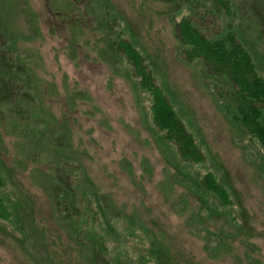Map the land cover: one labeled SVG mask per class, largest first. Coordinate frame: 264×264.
Segmentation results:
<instances>
[{"label":"trees","instance_id":"16d2710c","mask_svg":"<svg viewBox=\"0 0 264 264\" xmlns=\"http://www.w3.org/2000/svg\"><path fill=\"white\" fill-rule=\"evenodd\" d=\"M125 1L132 29L169 24L170 59L183 67L195 65L201 87L220 114L264 152V0ZM116 4L48 0L66 35L64 51L71 62L102 66L110 78L122 75L150 96L158 143L174 169L171 179L185 189L175 198L162 182L161 195L190 239L173 237L155 215V205L145 203L139 210L133 201L135 209L129 210L126 201L102 185L84 143L75 144L76 115L90 95L71 87L58 98L54 81L41 79L31 64L38 54L20 46L42 36L39 16L28 0H0V224L19 237L32 264H210L229 257L231 264H261L245 241L243 255L233 253L229 243L250 231L247 222L242 226L233 214L235 202L217 173L196 169L205 158L189 109L164 89L165 81L154 83L158 76L164 79L171 64L166 43H153L148 52L122 27ZM127 66L139 81L123 72ZM56 102L63 106L60 116ZM7 137L15 141V164L47 199L49 218L39 219L34 198L14 182L2 157L8 152ZM121 163L131 178V165ZM242 213L246 221L247 211ZM125 235L142 236L144 254L137 260L124 248Z\"/></svg>","mask_w":264,"mask_h":264},{"label":"rangeland","instance_id":"374dc122","mask_svg":"<svg viewBox=\"0 0 264 264\" xmlns=\"http://www.w3.org/2000/svg\"><path fill=\"white\" fill-rule=\"evenodd\" d=\"M28 1L39 16L42 36L40 40L22 42L20 46L38 54L31 62L36 74L44 81H54L59 90L58 98H61V94L64 96L66 88L71 87L86 91L91 97L89 104L83 106L76 115L78 126H75V144L78 141L84 143L86 151L93 157L90 167L102 178V185L107 191L111 189L118 195L119 201H126L129 210L135 209L133 201L139 205H135L139 210L145 203L151 208L155 205V215L171 228L169 232L174 236L170 235L175 237L179 234L177 237L182 238L186 233L183 234L178 226L181 221L170 211L161 195L165 190L161 184L165 182L164 185L169 187L175 198L183 194L185 189L171 179L174 169L170 165L169 154L158 143L159 131L151 121L150 96L133 88V82L122 75L110 78L109 71L102 66L82 61L77 66L71 62L64 51L67 45L66 35L50 11L48 0ZM114 1L117 2L123 18L120 22L126 32L139 38L151 53L154 44L162 40L166 43L164 49L166 48V55L170 59V53H173V35L170 34L169 24L166 21L154 23L152 30L148 27L141 28L140 31L132 29L133 19L129 17L126 1ZM170 62L164 79L158 76L154 83L160 86L162 80L165 81L164 89L168 88L174 98L189 109L205 158V164L196 166V169H201L202 174L208 170L217 173L235 202L233 214L240 218L242 226L247 222L250 229L242 238L229 241L233 246V253L243 255L245 246L241 245V241H245L251 248L254 247L253 256L264 264V152L256 141L238 131L220 114L212 96L201 87L199 71L195 65L183 67L172 59ZM122 70L134 77L128 66ZM134 78L139 81L138 77ZM59 105L56 102L53 107L60 116L63 106ZM14 142V139L6 138L8 152L2 157L10 171H13L14 182L20 184L36 201L39 219L49 218L50 206L47 199L33 186L28 173L22 172V168L15 164ZM122 160L131 165V178L123 173ZM242 211H247L246 221L243 220ZM164 213L166 214L163 215ZM211 231L215 232L216 228ZM18 238L5 223L0 224V264H32L26 251L19 246ZM185 239L190 238L186 235L181 240ZM123 242L131 260H137L144 254L142 236L125 235ZM195 242L197 246H201L200 242ZM209 263L231 264V258Z\"/></svg>","mask_w":264,"mask_h":264}]
</instances>
